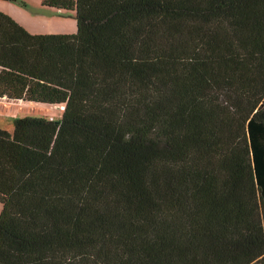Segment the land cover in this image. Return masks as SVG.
<instances>
[{"label":"trees","instance_id":"1","mask_svg":"<svg viewBox=\"0 0 264 264\" xmlns=\"http://www.w3.org/2000/svg\"><path fill=\"white\" fill-rule=\"evenodd\" d=\"M0 11V264H264V0Z\"/></svg>","mask_w":264,"mask_h":264},{"label":"rangeland","instance_id":"2","mask_svg":"<svg viewBox=\"0 0 264 264\" xmlns=\"http://www.w3.org/2000/svg\"><path fill=\"white\" fill-rule=\"evenodd\" d=\"M0 11L8 15H15L18 18H30L32 15L34 20L41 21L47 28H57L56 26L59 24H63L64 27H67L68 22L65 21L68 19L73 20L75 25V17L73 14H65L67 18L51 17L52 15L44 14L43 11H50L52 13L55 11L46 8L41 9V0H0ZM62 107V105L45 104L19 99L12 100L2 97L0 98V127L11 130L14 119L17 116H24L26 114L59 118Z\"/></svg>","mask_w":264,"mask_h":264},{"label":"crops","instance_id":"3","mask_svg":"<svg viewBox=\"0 0 264 264\" xmlns=\"http://www.w3.org/2000/svg\"><path fill=\"white\" fill-rule=\"evenodd\" d=\"M46 8V9H52L55 12L52 13L50 11H43L44 14L47 15H52L51 17H58V18H67L65 16L66 13L60 12L58 10H55L54 8L50 7H45L41 5V9ZM14 20H16L19 24H21L25 29H27L29 32L32 33H52V32H65V33H71L76 30V20H75V25L73 20H67L65 22H68L67 27H64L63 24H59L56 26L57 28H47L46 25H44L41 21H36L34 20V17L31 15L30 18H18L15 15L10 14ZM56 29V30H54Z\"/></svg>","mask_w":264,"mask_h":264},{"label":"water","instance_id":"4","mask_svg":"<svg viewBox=\"0 0 264 264\" xmlns=\"http://www.w3.org/2000/svg\"><path fill=\"white\" fill-rule=\"evenodd\" d=\"M62 108H63V107H62ZM55 121L57 122V121H59V120L55 119Z\"/></svg>","mask_w":264,"mask_h":264},{"label":"built area","instance_id":"5","mask_svg":"<svg viewBox=\"0 0 264 264\" xmlns=\"http://www.w3.org/2000/svg\"><path fill=\"white\" fill-rule=\"evenodd\" d=\"M55 119L59 120L58 118H55Z\"/></svg>","mask_w":264,"mask_h":264}]
</instances>
